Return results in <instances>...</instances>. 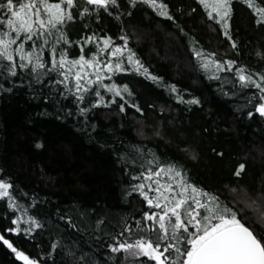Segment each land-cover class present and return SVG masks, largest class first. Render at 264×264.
<instances>
[{"label": "trees", "instance_id": "obj_1", "mask_svg": "<svg viewBox=\"0 0 264 264\" xmlns=\"http://www.w3.org/2000/svg\"><path fill=\"white\" fill-rule=\"evenodd\" d=\"M164 2L175 21L141 5L132 10L131 17L116 20L105 16L99 23L94 19L87 23L92 30L102 28L114 38L123 29L131 38L129 46L149 71L162 77L165 84L177 85L185 100L198 98V105L178 103L174 94L143 75H127L118 82L129 84L135 93L131 99L144 114L128 108L124 115L116 105L95 109L89 120L96 130L90 136L78 130L80 118H58L63 113L40 98L34 99L27 87L11 93L0 90V177L11 179L25 206L35 200L36 207L30 212L44 224L30 236L5 235L41 264H71L69 249L78 255L87 253L89 264H112L102 246L108 239L104 233L118 231L122 219H130L144 207L136 193L127 195L129 177L118 162V153L130 151L131 145L146 146L166 159L180 161L194 182L210 188L235 183L238 178L233 171L240 163L245 164L240 183L255 190L264 180V118L247 116L251 107L247 96H224L219 91L220 82L207 78L191 52L195 45L216 52L217 58L237 59L250 69L264 70V61L254 55L257 49H264V27L256 26L252 11L241 0H233L230 23L239 44L236 55L219 25L207 19L197 0ZM193 8L196 11H191ZM121 10H128L126 0H122ZM68 31L77 39L81 24H73ZM157 127L163 139L153 135ZM140 129L145 135L139 134ZM37 142L43 147L36 148ZM184 147L199 153L198 160L181 151ZM21 191L28 195H19ZM5 211L6 205L0 202V230L9 224ZM62 215L70 216L77 227L67 226V221L60 219ZM99 219L105 220L103 233L96 230ZM57 241L60 246L52 252L51 245ZM0 264L23 261L0 241Z\"/></svg>", "mask_w": 264, "mask_h": 264}, {"label": "snow or ice", "instance_id": "obj_2", "mask_svg": "<svg viewBox=\"0 0 264 264\" xmlns=\"http://www.w3.org/2000/svg\"><path fill=\"white\" fill-rule=\"evenodd\" d=\"M197 2L204 7L207 19L219 25L230 49L239 55L230 23L233 0ZM241 2L252 11L256 26L264 27V3ZM126 3L128 10L122 11V0H0V90L11 93L27 87L34 99L40 98L62 112L63 117L58 118H80L78 130L90 136L96 130L89 120L95 109L116 105V110L124 115L128 108L144 114L131 99L135 93L129 84L118 82L127 75H143L174 94L178 103L198 105V98L185 100L177 85L165 84L162 77L149 71L129 46L131 38L123 29L114 38L102 28L92 30L87 23L89 19L99 23L105 16L116 20L124 15L131 17L132 10L141 5L175 21L164 0ZM77 22L81 24V34L72 39L68 29ZM177 27L184 33L182 27ZM191 52L207 78L220 82L219 91L224 96H247L251 106L247 116L258 114L264 118V70L250 69L237 59L217 58L216 52L195 45ZM254 55L264 61V49H257ZM139 134L145 135L143 129ZM153 135L164 138L159 127ZM35 147L42 148L43 144L37 142ZM181 151L192 160L199 158V153L189 147ZM118 162L129 177L127 195L136 193L144 207L130 219H122L118 231L104 233L108 239L102 246L108 250L112 264H264V180L255 190L240 183L244 163L233 171L238 178L235 183L210 188L194 182L190 170L180 161L166 159L146 146L131 145L130 151L118 153ZM19 195L28 193L21 191ZM0 202L6 205L4 215L9 221L0 230V241L23 264H41L5 235L30 236L44 227L30 212L36 207L35 200L25 206L11 179L0 177ZM60 219L66 220L67 226L77 227L70 216L62 215ZM103 225L104 219L97 220L96 230L103 233ZM59 246V241L54 242L52 252ZM67 255L71 264H89L87 253L78 255L69 249Z\"/></svg>", "mask_w": 264, "mask_h": 264}]
</instances>
